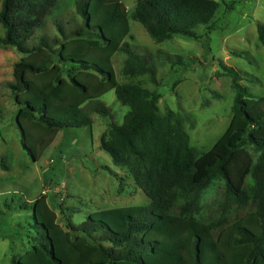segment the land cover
I'll use <instances>...</instances> for the list:
<instances>
[{
  "label": "trees",
  "instance_id": "trees-1",
  "mask_svg": "<svg viewBox=\"0 0 264 264\" xmlns=\"http://www.w3.org/2000/svg\"><path fill=\"white\" fill-rule=\"evenodd\" d=\"M73 1L81 17L76 24L56 14L58 0H1L0 45L22 55L6 86L23 148L37 162L61 130L91 126L93 114L113 120L99 99L114 90L129 111L122 124L108 126L100 148L151 203L102 211L64 228L42 195L30 206L35 244L12 264H264V97L254 96L241 73L220 61L219 75L231 78L235 93L233 119L200 154L184 118L160 114V93L117 81L113 57L124 53L125 76L147 75L159 84L154 55L138 53L129 42L124 3ZM219 7L216 0H136L131 17L157 43L175 36L199 40L195 29L211 25ZM49 16L57 35L44 30ZM257 32L264 47V24L257 23ZM160 55L173 68L186 64L182 56ZM0 165L9 169L4 159ZM216 181L224 183L223 200L203 205V192Z\"/></svg>",
  "mask_w": 264,
  "mask_h": 264
},
{
  "label": "rangeland",
  "instance_id": "rangeland-1",
  "mask_svg": "<svg viewBox=\"0 0 264 264\" xmlns=\"http://www.w3.org/2000/svg\"><path fill=\"white\" fill-rule=\"evenodd\" d=\"M58 1L60 8L56 14L66 15L72 24L81 22L73 0ZM121 1L129 14V42L138 53L154 55L159 84L152 83L147 75L125 76L124 53L113 57L117 81L140 83L160 93V114L173 111L182 116L191 146L205 154L233 119L235 93L231 78L219 75L220 61L241 73L242 84L254 96L264 97V47L257 32V23L264 24V0H216L220 7L212 24L195 29L199 40L175 36L160 43L132 19L136 0ZM1 4L0 0V9ZM44 30L58 34L53 16L47 18ZM3 35L0 24V38ZM32 44L33 41L28 42L29 46ZM160 52L184 57L185 66L173 68ZM21 58L15 48L0 45V161L4 159L9 166L4 170L0 165V264H12L13 256L20 257L35 244L38 235L31 228L34 222L30 206L42 195L47 197L64 228L68 222L81 224L102 211L151 203L130 173L117 167L100 148L101 136L108 126L113 122L122 124L129 111L114 90L99 99L111 109L113 120L93 114L91 126L61 130L39 161L29 157L16 121L17 106L6 86L14 80L13 66ZM176 82L179 84L174 89ZM223 193V181H216L203 192L202 204L221 202Z\"/></svg>",
  "mask_w": 264,
  "mask_h": 264
},
{
  "label": "water",
  "instance_id": "water-1",
  "mask_svg": "<svg viewBox=\"0 0 264 264\" xmlns=\"http://www.w3.org/2000/svg\"><path fill=\"white\" fill-rule=\"evenodd\" d=\"M18 123V122H17ZM19 130H20V128H19ZM20 132H22L21 130H20Z\"/></svg>",
  "mask_w": 264,
  "mask_h": 264
}]
</instances>
